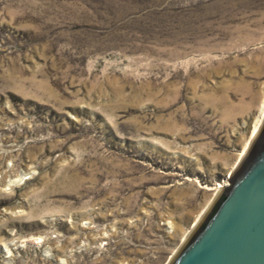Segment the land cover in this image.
<instances>
[{
    "label": "rangeland",
    "instance_id": "obj_1",
    "mask_svg": "<svg viewBox=\"0 0 264 264\" xmlns=\"http://www.w3.org/2000/svg\"><path fill=\"white\" fill-rule=\"evenodd\" d=\"M263 102L264 0H0V264H169Z\"/></svg>",
    "mask_w": 264,
    "mask_h": 264
},
{
    "label": "water",
    "instance_id": "obj_2",
    "mask_svg": "<svg viewBox=\"0 0 264 264\" xmlns=\"http://www.w3.org/2000/svg\"><path fill=\"white\" fill-rule=\"evenodd\" d=\"M169 264H264V121Z\"/></svg>",
    "mask_w": 264,
    "mask_h": 264
},
{
    "label": "bare ground",
    "instance_id": "obj_3",
    "mask_svg": "<svg viewBox=\"0 0 264 264\" xmlns=\"http://www.w3.org/2000/svg\"><path fill=\"white\" fill-rule=\"evenodd\" d=\"M263 121H264V102H263V105H262V107H261V109H260L259 115H258V117L256 118L255 123H254V125H253L252 133H250V134H251V137L248 139V141L246 142V144H245V146H244V149H243V150H244L245 152L247 151L249 145L251 144L253 138L255 137V135H256L257 131L259 130L260 126L262 125ZM245 152L242 154V157L244 156ZM242 157L240 158V160L242 159ZM233 171H234V170H233ZM226 185H229V183H228L227 181L223 182L222 184L218 183V184H216V187L212 188V190H213V191H217L216 194L218 195L219 192H220V191L223 189V187L226 186ZM218 189H220V190H218ZM217 195H216V197H217ZM216 197H214V200H215ZM214 200H213V201H214ZM213 201H212V202H213ZM211 204H212V203H211ZM211 204H210V205H211ZM209 207H210V206H209ZM203 215H204V214H203ZM203 215L201 216V218L203 217ZM197 224H198V223H197ZM197 224H196V225H197ZM195 227H196V226H195ZM193 229H194V228H193ZM192 231H193V230H192Z\"/></svg>",
    "mask_w": 264,
    "mask_h": 264
}]
</instances>
